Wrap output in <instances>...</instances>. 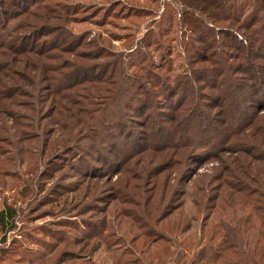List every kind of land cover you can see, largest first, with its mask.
<instances>
[{"label":"rangeland","instance_id":"obj_1","mask_svg":"<svg viewBox=\"0 0 264 264\" xmlns=\"http://www.w3.org/2000/svg\"><path fill=\"white\" fill-rule=\"evenodd\" d=\"M170 1L0 0V9L13 11L9 24L38 33L35 45L43 50L0 54V211L7 206L14 215L0 231L3 263L156 264L149 247L163 239L173 245L175 262L199 246L219 211L230 212L244 197L264 207L255 185L264 175V133L247 139L246 149L233 137V146L214 150L212 131L188 127L189 93L176 111L152 106L156 77L140 89L150 105L145 111L127 100L121 58L129 77L142 75L147 63L170 83L187 73L186 56L173 43L179 22ZM157 27L167 36L158 37ZM144 33L149 42L142 49ZM182 35L184 45L191 34ZM202 67L208 64L193 66ZM248 82L237 99L248 101ZM216 109L206 111L218 128L226 120ZM258 115L264 125V111ZM128 129L129 141L120 132ZM168 134L175 139L157 138ZM90 247L100 250L92 255Z\"/></svg>","mask_w":264,"mask_h":264},{"label":"trees","instance_id":"obj_2","mask_svg":"<svg viewBox=\"0 0 264 264\" xmlns=\"http://www.w3.org/2000/svg\"><path fill=\"white\" fill-rule=\"evenodd\" d=\"M171 1L170 8L172 13L174 12L173 17L176 16L177 22H179L173 43L186 56L184 61L188 68L187 73L180 75L178 80L170 83V76L154 73L153 65L147 63L145 70L140 69L142 75L129 77L126 74L124 60L121 58L120 72L123 78L125 76L128 80L124 88L127 93L129 92L127 100L133 103L134 110L143 108L145 111L150 105L143 103L144 101L141 99L143 94L140 89L145 90V85L149 84L146 80L156 77L153 86L157 89V98L161 100H155L153 107L162 108L165 106L171 111H176L182 105L180 104L181 100L189 93L190 97L185 101V111L191 115V126L188 125V127H193L200 133H204L206 130L212 131L215 141L218 140L216 143L214 140L209 143L214 142L211 144V146L214 145V150L218 151L223 148L222 151H224L233 146L234 143H229L233 137L235 141L242 139L243 143L241 144L245 149L252 146L247 139H254L257 133H264V125L261 123L259 125L256 122L259 119L258 114L264 111V72H262L264 63H258V61L264 62V0ZM0 10V54L11 52L22 55L36 50L39 51L38 53L43 51L41 47L35 45L38 42V33L24 31L26 24L22 25L17 22L9 24L14 18L11 17L13 11ZM23 13L26 12H21L20 15ZM39 29L38 27L37 30ZM157 31L159 32L157 33L158 37L167 36L166 28L157 27ZM184 33L191 34V37L189 42L183 45L182 34ZM145 34L141 42H138L142 49H145L146 43L149 42L145 39ZM29 36H32L31 40L28 39ZM218 36L222 39H218L219 41L216 42ZM33 39L34 41H32ZM212 45L215 46L214 53H208ZM216 45H219V48ZM220 47L230 49L233 53L223 52ZM135 52L138 53V50L136 49ZM142 58L143 56L139 60L143 61ZM131 64L132 61H130V68ZM199 64H208V67H202L196 71L193 66ZM136 65L132 67H136ZM4 66L0 63V68ZM154 68H160V65ZM168 69L170 66L165 67L167 74ZM242 74L246 78L240 77ZM175 78L177 76H174ZM246 82L251 90L250 95L246 97L248 101L243 99L241 101L234 93H240L242 88L246 87ZM102 92L106 93L105 90ZM93 96L95 98L105 97V95L98 96L96 94ZM216 101L218 104L215 105ZM239 101H244V105H235ZM108 103L112 104V99L108 100ZM215 107L217 109L214 114L217 113L226 120L218 121L220 126L218 128L212 125L211 116L206 111ZM194 112H198L199 115L194 117ZM113 113L115 114V111ZM174 119L175 117L172 116L168 122L172 123ZM244 127L247 132L251 130L252 134L240 133ZM130 131L131 129L126 132L120 131L121 136L127 139L126 134ZM133 137L135 135L131 138ZM157 138L164 142L175 139L170 134L157 136ZM189 144H192L195 150H202L204 154L200 143L194 144L189 141ZM249 152L251 153V151ZM261 178L262 180H257L255 185L261 188V196L264 199V182H262L264 175ZM252 201L244 197L235 209H230V212L219 211L217 223L208 227L211 230L204 239L199 241V246L182 253L175 262L171 260L174 252L172 244L164 239L151 243L152 247H149L150 263L155 260L156 264H262L264 261V207L257 208L252 204ZM241 211L243 212L241 213ZM13 218V211L7 206L4 207L0 211V231L5 232L11 227ZM160 242H165L167 247L161 246ZM244 249L248 251L242 252L245 251ZM98 250L100 247H90L89 253L93 255ZM6 256L7 251L0 250V264H5L3 262Z\"/></svg>","mask_w":264,"mask_h":264}]
</instances>
